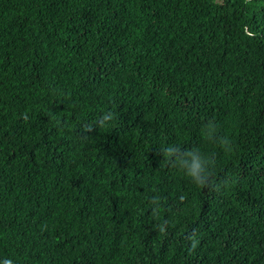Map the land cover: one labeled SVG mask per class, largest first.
<instances>
[{
	"label": "trees",
	"instance_id": "1",
	"mask_svg": "<svg viewBox=\"0 0 264 264\" xmlns=\"http://www.w3.org/2000/svg\"><path fill=\"white\" fill-rule=\"evenodd\" d=\"M170 143L215 153L211 186ZM5 259L264 264V0H0Z\"/></svg>",
	"mask_w": 264,
	"mask_h": 264
},
{
	"label": "clouds",
	"instance_id": "2",
	"mask_svg": "<svg viewBox=\"0 0 264 264\" xmlns=\"http://www.w3.org/2000/svg\"><path fill=\"white\" fill-rule=\"evenodd\" d=\"M115 118V113L105 112L97 120L96 126L99 128L108 127ZM200 131L203 140L215 145L220 150L224 152L234 150L232 139L228 135L221 134L215 120L209 118L202 124ZM160 155L162 160L166 161L170 167L195 187L207 188L212 185L214 169L217 165L215 153H206L198 146L183 148L175 143H170L160 151ZM2 264H12V261L5 259Z\"/></svg>",
	"mask_w": 264,
	"mask_h": 264
}]
</instances>
